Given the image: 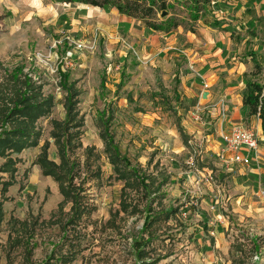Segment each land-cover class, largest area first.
<instances>
[{
	"label": "rangeland",
	"instance_id": "374dc122",
	"mask_svg": "<svg viewBox=\"0 0 264 264\" xmlns=\"http://www.w3.org/2000/svg\"><path fill=\"white\" fill-rule=\"evenodd\" d=\"M182 1L171 0L173 8L166 10L168 14L157 13L158 21L171 18L181 28L175 49L155 53L144 44L147 36L141 35L142 25L123 22L115 12L105 14L52 0H0V86L4 90L13 87L12 71L19 68L22 71L15 76L20 80L29 77L42 86L45 95L54 97L50 116L38 122L42 131L39 146L12 155L17 160L15 183L0 194V264H135L130 246L139 236L143 215L121 211L123 183L114 178L95 122L102 110L111 115L109 130L121 154L132 165L156 175L157 182L162 175L168 176L160 193L151 196L153 208L170 207L177 212L167 221L158 220L150 233L143 235L151 237L146 244L149 261L264 264L263 235H257L251 222L246 223L252 217L243 220L241 213L232 210L225 196L234 192L233 178L237 176L236 166L220 158L224 144L218 133L230 126L220 106L227 105L225 91L234 82L233 64L228 63L232 56L212 69L217 70L212 78L195 67L197 63L191 61L196 53L215 62L218 55L214 53L221 47L203 52L205 40L215 42V38L198 28L195 16L200 15H188ZM235 33L237 39L231 42L235 59L240 58L243 64L241 60L255 52L262 63L264 24H245ZM255 35L258 41L253 39ZM160 40L164 46L166 41ZM225 55L220 53L219 57L224 59ZM59 70L67 72L79 90L77 110L84 125L82 148L74 157L82 164L90 208L89 215L69 226L65 235L58 224L49 222L61 215L57 213L63 199L58 186L33 164L45 140L49 141V159L59 161L49 138L50 120L64 117L65 94L58 85ZM188 74L195 78L197 88L190 87L193 79ZM255 79L264 83L263 68ZM215 105L220 110L218 127L210 117ZM86 147H92V152H84ZM3 162L0 159V166ZM97 168L98 176L94 173ZM0 176L8 178L6 174ZM205 198L213 201L209 210ZM130 199L142 210L145 196L131 192ZM68 210L66 205L65 212ZM11 218L29 224L21 233L23 242L18 244L14 240L17 226L14 229ZM221 228L228 229L223 232L226 247H214L211 254L216 260L211 263L210 249L203 246L202 239L215 241V229ZM197 231L202 232L201 239L194 235ZM65 254H69L66 263L62 260Z\"/></svg>",
	"mask_w": 264,
	"mask_h": 264
},
{
	"label": "trees",
	"instance_id": "16d2710c",
	"mask_svg": "<svg viewBox=\"0 0 264 264\" xmlns=\"http://www.w3.org/2000/svg\"><path fill=\"white\" fill-rule=\"evenodd\" d=\"M69 6L83 5L98 9L108 13L114 9L120 15L136 19L144 24L145 27L153 31H163L169 33L179 26V24L167 18L158 21L157 13H167V9L173 8L170 0H52ZM188 1H182L181 4L189 14H196L202 9L201 5L188 6ZM195 9V10H194ZM193 10L195 11L193 13ZM197 16H195V19ZM264 49V42L262 43ZM252 54V60H256ZM262 65L255 62V74H260ZM22 69L16 68L12 71L14 81L13 87L10 86L4 90L0 86V159L4 162L0 166V175L6 174L7 179L0 176V194L4 195L7 189L14 185V172L17 163L13 154H19L28 148L39 146L42 139V131L38 127L39 120L50 116L54 107V97L45 95L42 92V86L37 84L27 76L20 80L17 73ZM20 83V85H18ZM59 88L65 94L63 100L64 118L62 120H50L51 130L49 138L53 140L56 148L58 162L52 161L48 156L49 141L45 140L41 145L40 153L34 161L41 170L44 177H50L58 186L62 201L58 204L57 213L61 214L56 220H49L60 226L64 235L69 226L78 224L83 217L89 215L90 208L85 199V190L82 178L81 163L75 156L76 151L82 148L81 135L84 120L77 110L79 90L74 82H70L67 72L59 70ZM4 90V91H3ZM243 105L248 107L251 115H256L261 121V128L264 134V83L247 82L243 95ZM111 116H106V111L99 113L96 119V125L99 130V139L104 147V154L108 163L112 166L114 178L123 183L121 189L120 208L123 212L131 215L142 214L143 223L139 236L135 237L130 246L134 254L135 264H151L146 262L148 256L146 244L151 237L144 234L150 233V229L158 220H169L176 214V210L153 208L154 198L162 185L167 182L168 176H161L162 180L157 183V177L146 175L144 171L137 166H133L130 160L121 154L113 134L109 130ZM182 135V132H180ZM92 147L84 148V152L91 153ZM97 168L94 173L99 175ZM79 179V181H78ZM145 196L142 210H139L140 204L130 199V193ZM69 205L68 212H65V206ZM3 220L2 203L0 202V223ZM13 223L15 230V243L23 242L22 231L28 229L27 221H20L11 218L9 222ZM12 239V238H11ZM69 254L62 257L64 263L68 262Z\"/></svg>",
	"mask_w": 264,
	"mask_h": 264
},
{
	"label": "crops",
	"instance_id": "0c3cea01",
	"mask_svg": "<svg viewBox=\"0 0 264 264\" xmlns=\"http://www.w3.org/2000/svg\"><path fill=\"white\" fill-rule=\"evenodd\" d=\"M183 1H188L187 3L188 6L189 5L196 6L197 4L202 6V9L197 12V15L198 14L200 15V17L197 16L196 19L198 21V28L204 31L205 34H211L215 38V42H209L208 40H205V43L207 44L202 45V47L204 48L203 52H207V51L210 52V50H215L219 46L221 47V50L217 49L214 53L215 54L214 56L218 55L215 62H211L210 60H207L208 59L207 55H204V57H202L201 55H198L196 53L194 57H192V61H191L197 63L195 67L203 71L204 76L208 75L209 78H212L215 77L214 73L217 72L216 69L214 70L212 69L215 68L216 65H220L221 63L224 64L225 61L229 59V56L230 57L232 56L230 58L232 62H230L229 60L228 63L233 64L232 67L233 75L231 77H233L234 82L232 86L228 87L225 91L226 102H227L226 109L228 114L227 115L228 122L230 126H228V128L225 131L229 130L232 125H240L250 130L254 134L257 140L258 154L255 155L254 152L244 151L243 152L244 155H249L251 157L250 165L243 166L241 164H233L236 166L235 168L237 169V176L233 178V183H235L236 187L233 188L234 190L233 193L229 192L228 195L225 196L227 198L226 199L227 202L231 201L230 205L233 208L232 210L241 213L242 214L241 218L243 220L245 219V216L252 217V219L249 221L248 219H246V223L251 222L249 224L251 225V227H253V229L255 227L257 235H263L264 237V134L261 128V121L258 118V116L251 115L248 107L243 105V95L246 89V83L258 82L255 79L258 76V74L254 75L255 74L254 70H255V62H259V60L256 56V53L252 52L248 55L250 59L246 58L241 60L243 61L242 64L240 63V58L238 60L235 59L234 57L236 55V51L231 49L232 46L231 42L237 39L236 36H238V33H235L236 29L240 31L242 25L245 24L249 25L256 22L259 25L264 24V0H183ZM194 10L193 13L195 12ZM247 11H249L248 13L250 14V17H248ZM252 11H254L253 14ZM111 12H115L116 14H118L123 22L136 24L138 26L142 25L141 35L147 36L143 38V40L145 42L144 43L145 46L150 47L149 49L150 51H154L155 53L164 51L167 53V51L170 50L171 48L172 49L176 48L173 45H175V37L178 34H180V32L177 31L179 28H181L180 25L175 29H173L172 31H170L169 33H165L163 31H153L145 27L142 22L127 17L125 15H120L114 9L110 10L108 13ZM228 16H231V18L228 19L227 18ZM161 38H163V40L166 41L164 46L161 45L160 42ZM253 39L255 41L259 40L256 35L253 37ZM262 41L264 42V39ZM236 48L237 50H240L239 45H236ZM261 48H262V44H261ZM231 51H232V55L230 54ZM262 51H264L263 48ZM190 53L192 52L188 51V54ZM220 53L224 55L226 54L224 59H221L219 57ZM252 54L255 55L256 60L251 59ZM262 56H263V62H262L263 64L261 62L259 63L262 65V68L264 69V54ZM188 75L190 76L189 79H193L192 81H190V87L197 88L195 78L192 77L191 74ZM215 99L216 97H213L214 101ZM219 114H220V110L216 106L213 109L212 115H210L211 119H213V121L216 122L214 124H216L217 127L220 126L221 124ZM108 115L110 114H108L107 111L106 116ZM225 131L219 130L218 132L219 137ZM103 151H104V147H103ZM229 156H231L230 153ZM135 166L141 169L138 165ZM141 170L144 171L146 175H152L156 177V175L154 174H147L146 170L143 169ZM160 191L158 193H160ZM158 193L156 195H158ZM120 196H121V191H120ZM203 202L206 205V209L209 210V207L211 206L210 202L213 201L210 200V198L209 199L205 198ZM202 214L205 215L203 212ZM213 229H211V233L214 232ZM227 230H228L227 228L225 230L221 228L220 231L218 229H215V232L217 233V238L215 239V241L211 239L210 240L202 239L203 246L209 247L210 249L208 252L209 253L208 258L210 257L209 260L211 261V263H213L216 260L214 254H211V252L214 250V247L220 249H225L226 247L225 236L223 235L224 234L223 232H226ZM199 233L200 232L197 231L196 233H194V235L196 237H199ZM201 237L199 238L201 239ZM254 257H258V256L255 255ZM146 262H152V261H149V259L147 258ZM153 263L154 262H152L151 264Z\"/></svg>",
	"mask_w": 264,
	"mask_h": 264
},
{
	"label": "built area",
	"instance_id": "2783aa9c",
	"mask_svg": "<svg viewBox=\"0 0 264 264\" xmlns=\"http://www.w3.org/2000/svg\"><path fill=\"white\" fill-rule=\"evenodd\" d=\"M220 107L223 116L227 117L226 105L222 103ZM220 138L224 144L220 151V158L224 163L248 166L251 163V157L244 155L243 152L258 154V143L254 134L240 125H232L229 130L220 135ZM229 153L231 156H229ZM253 259L257 260L258 257H254Z\"/></svg>",
	"mask_w": 264,
	"mask_h": 264
}]
</instances>
